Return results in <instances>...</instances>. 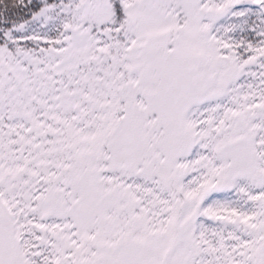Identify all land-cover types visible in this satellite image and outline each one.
<instances>
[{
    "label": "snow or ice",
    "instance_id": "snow-or-ice-1",
    "mask_svg": "<svg viewBox=\"0 0 264 264\" xmlns=\"http://www.w3.org/2000/svg\"><path fill=\"white\" fill-rule=\"evenodd\" d=\"M0 264H264V0H0Z\"/></svg>",
    "mask_w": 264,
    "mask_h": 264
}]
</instances>
